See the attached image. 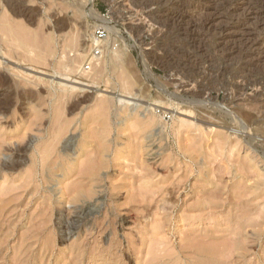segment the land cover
Here are the masks:
<instances>
[{
	"label": "rangeland",
	"instance_id": "1",
	"mask_svg": "<svg viewBox=\"0 0 264 264\" xmlns=\"http://www.w3.org/2000/svg\"><path fill=\"white\" fill-rule=\"evenodd\" d=\"M92 6L96 84L87 0H0V264H264V0Z\"/></svg>",
	"mask_w": 264,
	"mask_h": 264
},
{
	"label": "bare ground",
	"instance_id": "2",
	"mask_svg": "<svg viewBox=\"0 0 264 264\" xmlns=\"http://www.w3.org/2000/svg\"><path fill=\"white\" fill-rule=\"evenodd\" d=\"M147 2V1H146ZM11 3V2H10ZM14 3V2H13ZM11 5V4H10ZM14 5V4H13ZM87 5H88V14H86V16L87 17H89V18H91L92 20H94V23H95V26H94V28H96V25H101V26H104L106 29H108V30H110V31H112V30H114V26H113V24H111V22L110 21H108L106 18H104V17H102L98 12H96V10L93 8V6H92V0H87ZM22 8V7H21ZM18 9V8H17ZM20 9V8H19ZM23 13V12H22ZM222 31V30H221ZM92 32V31H91ZM93 33V32H92ZM92 33H90V36H89V40L87 41V42H84L85 44V47H84V52L83 53H81L80 52V57H81V61L80 62H82V61H97L100 57H98V55H94L93 54V51H92V48L95 46V45H100V49H101V52H103L104 51V49H105V46H104V44H106L105 42V40H102L100 43L99 42H96L95 40H94V37H93V34ZM218 35V34H217ZM223 49V48H222ZM81 50H83V49H81ZM80 50V51H81ZM77 54V53H76ZM103 54V53H102ZM141 54V53H140ZM112 55L113 56H117V53H114V51H113V53L112 54H110V56L112 57ZM143 56V55H142ZM85 58V59H84ZM101 58H103V57H101ZM144 58V57H143ZM144 60V59H143ZM84 61V62H85ZM92 61V62H93ZM145 61V60H144ZM79 62V61H78ZM84 62H82V64L80 65L79 64V67H80V70H79V67L77 68V70H79V73H80V71H82V72H85V74H86V72L87 71H85V66H84ZM106 63V60H104V63H103V65ZM90 64V63H89ZM63 65V64H62ZM68 66L66 65V64H64L63 65V68H67ZM75 67H77V66H75ZM69 69V68H68ZM72 69V68H71ZM102 69H103V66H102ZM102 69H100V72H101V70ZM76 70V69H75ZM75 70H72L71 72H73V71H75ZM69 71H70V69H69ZM1 74V73H0ZM84 74V73H83ZM89 74V72H87V74H86V76L87 77H89V82H91V84H96L95 83V80H96V75H97V73H94V74H92V75H88ZM0 76H2V74L0 75ZM6 82V81H5ZM9 84V83H8ZM4 85H5V83H4V80H3V77L1 78L0 77V94H1V98H2V94L4 95V93H6V92H4L5 91V89L3 88L4 87ZM9 86V85H8ZM11 98V97H10ZM1 101V100H0ZM9 102V101H8ZM152 105V104H151ZM154 106H156V107H158V105H156V104H153V106H150V105H148L147 107L148 108H150L151 110H153L154 112H157L156 111V109L154 108ZM3 108V107H2ZM3 110V109H2ZM148 120L150 121V122H152V121H154V116L153 115H150L149 117H148ZM164 129V126H161V131ZM14 161V160H13ZM210 246V245H209ZM198 250L200 251V252H204V253H206V254H208V255H210V256H213V255H217V253H221V252H218L217 251V249H215L214 247H203V246H200L199 248H198ZM231 250H233V249H231Z\"/></svg>",
	"mask_w": 264,
	"mask_h": 264
},
{
	"label": "built area",
	"instance_id": "3",
	"mask_svg": "<svg viewBox=\"0 0 264 264\" xmlns=\"http://www.w3.org/2000/svg\"><path fill=\"white\" fill-rule=\"evenodd\" d=\"M107 36V29L102 27V26H99L97 27L94 32H93V37H94V40L96 42H101L102 40L105 39V37ZM92 51H93V54L94 55H100L101 53V49H100V45H95L93 48H92ZM89 63L88 61L85 62L84 66H85V69H88L89 67Z\"/></svg>",
	"mask_w": 264,
	"mask_h": 264
}]
</instances>
